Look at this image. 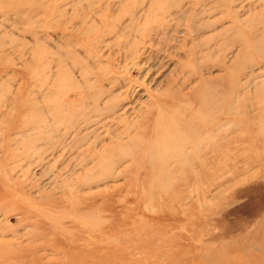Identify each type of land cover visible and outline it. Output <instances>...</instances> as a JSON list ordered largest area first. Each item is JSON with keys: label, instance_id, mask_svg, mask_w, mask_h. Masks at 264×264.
<instances>
[{"label": "rangeland", "instance_id": "374dc122", "mask_svg": "<svg viewBox=\"0 0 264 264\" xmlns=\"http://www.w3.org/2000/svg\"><path fill=\"white\" fill-rule=\"evenodd\" d=\"M151 1L0 0V244L13 252L42 245L64 263L51 250L75 240L95 264H264V0ZM203 115L223 119L219 173L203 185L156 170L171 145L156 132L203 133Z\"/></svg>", "mask_w": 264, "mask_h": 264}, {"label": "bare ground", "instance_id": "6f19581e", "mask_svg": "<svg viewBox=\"0 0 264 264\" xmlns=\"http://www.w3.org/2000/svg\"><path fill=\"white\" fill-rule=\"evenodd\" d=\"M162 0H152L150 2V4L148 5V10L152 11L155 7V4L160 3ZM194 2V1H193ZM208 2V1H207ZM182 3V2H181ZM190 4H192V0L189 1ZM218 3L221 4H225L224 1H218ZM220 4V5H221ZM161 10H163L162 8H160ZM183 9V8H182ZM160 10V11H161ZM189 11V9H188ZM186 12V11H185ZM188 12H186L187 14ZM163 14V11H162ZM179 16V14H178ZM181 18L183 15H181ZM133 17V16H132ZM184 17V16H183ZM135 18V17H134ZM137 18V17H136ZM136 20V19H135ZM178 22V21H177ZM250 23V22H249ZM249 25V24H248ZM238 26H236L237 28ZM169 28V27H168ZM253 26L247 27L248 30H243L244 34H250V32L253 30ZM162 30V29H161ZM168 30V29H166ZM264 31V30H263ZM264 33V32H263ZM252 35V34H251ZM247 36V35H246ZM239 38V37H238ZM237 39V38H236ZM247 39V38H246ZM237 40H235L236 42ZM244 42V40H243ZM245 43V42H244ZM245 48L246 49H250L251 43L250 42H246L245 44ZM255 45V44H254ZM256 46V45H255ZM258 47V46H257ZM254 48V47H253ZM247 50V51H248ZM249 52V51H248ZM260 52V51H259ZM248 54V53H246ZM250 55V52H249ZM248 57V56H246ZM253 70V71H252ZM251 72L247 75V81L246 84H242L240 83L237 79L238 78H234L232 80V82L230 83V85L228 86V91L230 93H233L240 90L241 88H244V90H246L249 87V84H251L258 76H256L257 74H255L254 69H252ZM234 77V76H233ZM236 77V76H235ZM205 83V81H204ZM207 83V82H206ZM83 98V97H82ZM205 99V98H204ZM245 99V98H244ZM206 100V99H205ZM242 101V100H241ZM246 101V100H244ZM237 102V101H236ZM235 101H226V102H221V105H225L226 107H224V114H228V115H234L236 114L234 111L238 109V105L235 104ZM213 102L211 103H206L205 105L207 106H211ZM243 103V102H242ZM248 107V106H247ZM91 110V112H98L100 111L97 107H92L89 108ZM58 114L60 117V121L67 119V115H70L69 112V107L67 105H62L59 110H58ZM69 112V113H68ZM81 112V111H80ZM204 116V115H203ZM195 117L193 116V121L192 118L191 120H186V122H195L194 119ZM45 119V118H43ZM74 120V119H73ZM222 118H220L219 116H212V115H207L204 116L200 121H198L197 123L200 124V128L202 127L203 133H199V134H195L196 130H191L193 134L190 135H183V136H179V135H174V133H169V131H161V133L158 134V132H156L157 134V141H160L162 139H164L165 141L167 140L168 142H170V144L172 145H167L166 148H163V152L160 153L157 158L162 162V165L157 168L156 170H158L160 173L168 175V176H175V177H179V176H188L187 174H193L195 178H198V182L201 184H203V182L209 177L214 174H218L220 171L219 165H218V161L220 160V156H221V149L224 145V137L222 138H218L219 134H220V129L224 126L222 123ZM77 121V120H76ZM232 124V127L235 125H239V121L238 119H234L229 121ZM246 122V121H245ZM54 123V122H53ZM55 124V123H54ZM54 124H50V126L48 127L47 130L48 133L50 131H52V129L54 128ZM198 124V126H199ZM248 124V123H247ZM246 124V125H247ZM197 125V124H195ZM178 128V127H176ZM175 128V130H176ZM199 128V127H198ZM194 129V128H193ZM55 129H53L54 132ZM80 131V130H79ZM199 131V130H198ZM67 132V131H66ZM65 132L62 133L63 136L66 135L67 133ZM95 132V131H94ZM153 134V133H152ZM79 135V133H78ZM155 136V134H153ZM144 135H142L143 137ZM159 136V137H158ZM65 137V136H64ZM77 137V136H76ZM164 137V138H163ZM264 137V136H263ZM75 138V137H74ZM73 138V139H74ZM146 138V137H145ZM76 139V138H75ZM159 139V140H158ZM64 140V139H63ZM144 140V138H143ZM148 140V138L146 139ZM146 140H144L146 142ZM76 141V140H75ZM75 141H73V145L75 144ZM143 141V142H144ZM70 142V141H69ZM150 142V141H149ZM67 143V141H66ZM148 143V142H147ZM146 143V144H147ZM47 144V143H46ZM76 144H78V142H76ZM145 144V145H146ZM33 145V144H32ZM49 145H51L49 143ZM71 145V144H70ZM30 146V145H29ZM73 147H76L75 145ZM93 147V146H92ZM124 147V145L122 144H117V146L112 147L108 150H112L113 148H122ZM164 147V146H162ZM94 148V147H93ZM190 149V150H189ZM165 151V152H164ZM212 155L213 158V162H214V166L212 167V173H210L206 167H207V156L208 155ZM104 159V158H103ZM106 161H109V163L114 161H118V159H112V160H107L109 158H105ZM104 159V160H105ZM217 163V164H215ZM100 164H102V160L100 162ZM189 165L190 169L189 171L186 170V167ZM200 166V170L197 169V167ZM154 168H151L149 171L151 174L154 173V171H156ZM102 172V171H101ZM215 176V175H214ZM1 178V177H0ZM194 178V181H195ZM89 179V178H88ZM145 179V178H144ZM154 179V178H153ZM200 180V181H199ZM130 181V180H129ZM23 182V181H22ZM137 182V181H136ZM143 182V181H142ZM3 183V180H2ZM198 183V184H199ZM131 184V183H130ZM167 184V183H166ZM199 184V185H201ZM1 185V184H0ZM138 185V184H137ZM204 185V184H203ZM143 186V185H142ZM188 186V185H187ZM190 186V184H189ZM196 186V185H195ZM198 186V185H197ZM138 188V187H137ZM145 188V186H144ZM181 188V187H180ZM179 188V189H180ZM187 188V187H186ZM184 188V189H186ZM143 189V188H142ZM190 191V190H189ZM151 192V191H150ZM149 192V193H150ZM198 192V191H197ZM39 193H42L39 191ZM145 193V192H144ZM51 194V193H50ZM192 194V193H191ZM131 195V194H130ZM143 195V194H142ZM161 195V194H160ZM45 196V195H44ZM48 196V195H47ZM151 196V195H150ZM200 196V195H199ZM197 197V196H196ZM141 198V196H140ZM151 198V197H150ZM190 199V196L188 197ZM188 198L185 197V199L187 200ZM142 199V198H141ZM192 199V198H191ZM200 200V198H198ZM204 199V196H203ZM176 200V199H175ZM178 200V199H177ZM205 200V199H204ZM41 201V200H40ZM43 201V200H42ZM48 201V200H47ZM192 201V200H191ZM171 202V201H170ZM178 202V201H177ZM180 203H182V201H180ZM179 203V205H180ZM199 203V202H198ZM100 204V203H99ZM182 205V204H181ZM189 205H190V200H189ZM187 205L186 208L189 206ZM192 206V204L190 205V207ZM184 207V205H183ZM189 207V208H190ZM161 208V207H160ZM182 208V207H181ZM186 210V209H185ZM39 211V210H38ZM180 216V215H179ZM175 217V216H174ZM7 220V218H6ZM148 221V220H147ZM144 223V222H143ZM140 224V223H139ZM143 225V224H142ZM58 229V228H57ZM62 229V228H61ZM65 231V230H64ZM20 232V231H19ZM161 232V231H160ZM2 233L4 234V232L2 231ZM157 232H154V235ZM26 234V233H25ZM174 234V233H173ZM171 235V234H170ZM53 236V235H52ZM55 236V235H54ZM151 236V235H150ZM149 236V237H150ZM175 236V235H174ZM35 237V236H34ZM1 238V237H0ZM11 238V237H10ZM15 238V237H14ZM22 238V237H21ZM31 239V238H30ZM33 239V237H32ZM149 239V238H148ZM36 240V239H35ZM42 240V239H40ZM151 240V239H150ZM174 240V239H172ZM52 242V241H51ZM150 242V241H148ZM169 242V241H168ZM173 242V241H172ZM21 244V243H20ZM36 244V243H34ZM38 244V243H37ZM56 247L51 250L52 252H54V255H67V256H72L70 261L67 262H62V259L60 258H54V259H49L47 261H44L45 258V253L44 256L43 254H41L40 252L44 251L45 248L42 247V245H35V246H30L28 244H24V245H18L16 246V251L17 252H13L12 251V247L7 248L6 245H1L0 244V249L2 250L3 248L5 250H3L4 252L1 254L0 253V263L3 264H13L12 260L16 259L14 264H95V259L94 258V249L89 250V249H79L77 248L78 245V241L75 240H70V241H65V242H61L56 240ZM149 244V243H148ZM155 244V243H154ZM170 244V243H169ZM152 245V243H151ZM154 246V245H153ZM156 247V244L155 246ZM91 249V248H90ZM157 249V248H156ZM47 254V253H46ZM53 254V253H51ZM55 256V257H56ZM63 256V255H62ZM28 257H30V259H28ZM19 258H25V259H19ZM65 258V257H63ZM81 260V262H79V260ZM65 261V260H64Z\"/></svg>", "mask_w": 264, "mask_h": 264}]
</instances>
